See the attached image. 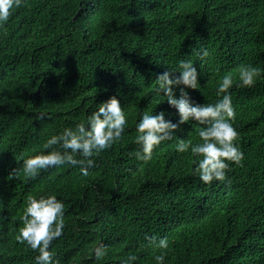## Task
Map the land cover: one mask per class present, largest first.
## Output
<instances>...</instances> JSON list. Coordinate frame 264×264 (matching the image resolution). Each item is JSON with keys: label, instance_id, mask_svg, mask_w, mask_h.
I'll use <instances>...</instances> for the list:
<instances>
[{"label": "trees", "instance_id": "obj_1", "mask_svg": "<svg viewBox=\"0 0 264 264\" xmlns=\"http://www.w3.org/2000/svg\"><path fill=\"white\" fill-rule=\"evenodd\" d=\"M180 59L201 73L199 89L186 88L198 103L218 98L225 73L264 68V0H24L14 10L0 27V264H35L16 235L26 197L46 192L65 203L64 232L50 246L60 264H96L90 254L104 244L100 264L129 253L134 264H156L162 250L151 235L169 240L164 264H264V74L229 90L244 159L229 162L223 181L202 182L190 151H176L177 137L200 140L196 121L180 124L150 160L129 155L140 113L178 120L154 89ZM112 99L128 128L89 175L67 165L23 173V158L51 134Z\"/></svg>", "mask_w": 264, "mask_h": 264}, {"label": "clouds", "instance_id": "obj_2", "mask_svg": "<svg viewBox=\"0 0 264 264\" xmlns=\"http://www.w3.org/2000/svg\"><path fill=\"white\" fill-rule=\"evenodd\" d=\"M24 0H0V27L6 25L15 9ZM209 52L204 49L201 57ZM179 72V75H175ZM264 68L251 64L241 65L238 74L227 72L219 78L217 99L214 102L198 103L191 99L186 88L199 89L198 72L191 59H180L178 67L169 68L158 74L154 91L161 101L177 110L178 120L173 122L166 118L164 110L159 112L144 111L139 114L136 122L137 135L135 142L138 148L129 155L138 160H150L153 150L162 142L172 139L180 124L196 121L200 127V140L193 142L191 138H179L175 145L179 153L189 152L194 159L193 174L209 184L212 181H223L227 176L229 162L239 164L244 159L237 141L239 132L234 126L236 109L229 91L236 82L237 87H252L258 78H262ZM183 85L177 96L175 86ZM161 92L164 95H161ZM43 119V114L40 115ZM128 120L120 102L116 99L95 104V107L74 125H65L62 131L51 134L43 144V151L23 158L22 171L29 178L37 177L41 170L53 166H78L82 175H89V170L96 167L104 153L110 151L117 143L122 142ZM17 167L11 169L9 177L17 175ZM22 226L18 229L16 239L26 243L36 255L35 264H60L55 252L51 249L52 242L61 237L65 227V203L54 193L28 195L25 207L20 216ZM150 243L161 249L154 256L156 264H164L169 248L167 237L148 236ZM109 246L99 245L92 253L96 264L106 257ZM138 259L135 253H129L120 260V264H134Z\"/></svg>", "mask_w": 264, "mask_h": 264}]
</instances>
